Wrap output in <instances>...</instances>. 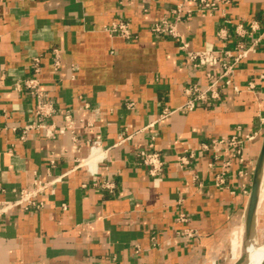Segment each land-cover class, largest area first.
I'll list each match as a JSON object with an SVG mask.
<instances>
[{
    "label": "crops",
    "instance_id": "1",
    "mask_svg": "<svg viewBox=\"0 0 264 264\" xmlns=\"http://www.w3.org/2000/svg\"><path fill=\"white\" fill-rule=\"evenodd\" d=\"M207 1L0 0V205L46 184L39 207L0 212V264H228L234 231L264 228V153L247 222L264 0ZM163 20L174 35L153 30ZM204 50L214 64L189 56ZM226 50L241 56L222 76ZM28 77L54 106L42 128ZM214 80L215 96L186 106L188 87Z\"/></svg>",
    "mask_w": 264,
    "mask_h": 264
},
{
    "label": "built area",
    "instance_id": "2",
    "mask_svg": "<svg viewBox=\"0 0 264 264\" xmlns=\"http://www.w3.org/2000/svg\"><path fill=\"white\" fill-rule=\"evenodd\" d=\"M203 2L205 6L212 7L214 3L212 1L207 0H200ZM178 9H175L176 12ZM177 14V13H176ZM236 32L241 34L244 30V26L241 23H238L235 26ZM111 30L122 35L127 36L129 34V29L127 28L126 23L119 21L113 23L111 25ZM153 30L157 32H167L172 35L175 34V24L170 21L163 20L161 23H157L153 26ZM221 32V31H220ZM238 48H241V44H237ZM226 54L228 59L222 63L223 65V73L228 74L231 71V68L235 64V62L241 56V53L233 54L229 50H226ZM189 56L197 60L198 64H214L216 62V57L210 51H194L189 53ZM39 57H35L33 61L34 69H39ZM58 56L55 55L54 66H58ZM215 81H212L206 88L200 89L197 86H190L186 89V93L189 95V99L186 102V106L191 107L197 101L206 100L210 96H215L216 91L214 88ZM24 87L28 89L32 94H34L36 98V106H35V115L37 117V122L32 125L36 127H45L46 126V119L52 115L54 112V106L51 101L46 98V94L40 89V82L39 79L36 77H28L24 80ZM141 156L143 161L150 166V171L152 173L157 172L162 164L161 155L158 151L149 150L141 152ZM45 183L36 181L33 187L29 190H21L20 197L16 201H5L0 205V212L7 210L14 204L17 203H25L27 207H39L41 202L36 199L37 194L44 189Z\"/></svg>",
    "mask_w": 264,
    "mask_h": 264
},
{
    "label": "bare ground",
    "instance_id": "3",
    "mask_svg": "<svg viewBox=\"0 0 264 264\" xmlns=\"http://www.w3.org/2000/svg\"><path fill=\"white\" fill-rule=\"evenodd\" d=\"M232 258L239 264H264V243H259L247 229L234 231L232 238Z\"/></svg>",
    "mask_w": 264,
    "mask_h": 264
},
{
    "label": "water",
    "instance_id": "4",
    "mask_svg": "<svg viewBox=\"0 0 264 264\" xmlns=\"http://www.w3.org/2000/svg\"><path fill=\"white\" fill-rule=\"evenodd\" d=\"M263 153H264V149H262V151H261L256 169H255V175H254V180H253V184H252V188H251L250 199H249V204H248V209H247V222L249 221V219L253 213L254 207H255V202H256V198H257V187H258V173H259V169L261 166ZM239 262H240L239 259H237L234 261L233 264H239Z\"/></svg>",
    "mask_w": 264,
    "mask_h": 264
},
{
    "label": "rangeland",
    "instance_id": "5",
    "mask_svg": "<svg viewBox=\"0 0 264 264\" xmlns=\"http://www.w3.org/2000/svg\"><path fill=\"white\" fill-rule=\"evenodd\" d=\"M240 231H243V229H241ZM251 233H253V237L256 239L257 242L259 243H264V228L263 229H256L255 232L252 231ZM250 233V235H251ZM234 236V233L232 234V238ZM232 242L233 240L231 239L230 241V245H229V248H228V253L226 255V261H228V264H231L232 261H233V258H232ZM231 262V263H230Z\"/></svg>",
    "mask_w": 264,
    "mask_h": 264
}]
</instances>
